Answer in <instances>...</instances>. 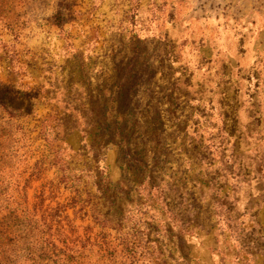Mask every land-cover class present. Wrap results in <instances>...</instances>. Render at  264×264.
<instances>
[{
	"label": "rangeland",
	"instance_id": "rangeland-1",
	"mask_svg": "<svg viewBox=\"0 0 264 264\" xmlns=\"http://www.w3.org/2000/svg\"><path fill=\"white\" fill-rule=\"evenodd\" d=\"M0 264H264V0H0Z\"/></svg>",
	"mask_w": 264,
	"mask_h": 264
},
{
	"label": "trees",
	"instance_id": "trees-1",
	"mask_svg": "<svg viewBox=\"0 0 264 264\" xmlns=\"http://www.w3.org/2000/svg\"><path fill=\"white\" fill-rule=\"evenodd\" d=\"M127 75H128V72H125V73H123L121 76H120V81H121V83L120 84H123L124 82V79L127 77ZM116 112V111H115ZM121 115V114H120ZM120 116H118V118H119ZM123 119V118H122ZM99 124V122H96V123H94V125H95V127L97 128V125ZM114 125L116 126V125H120V123L118 122V121H115V123H114ZM113 125L111 124V125H108L107 126V128H111ZM115 126H113L114 128H115ZM101 129V127H99V129L98 130H100ZM116 135V134H115ZM126 156H128L127 155V153H126ZM98 186L100 187L99 189H100V191H102L103 193H102V195H103V197L106 199V200H109L110 199V194L108 193V191H107V189L106 188H104V183L103 182H99L98 183ZM115 188H117L116 189V191L118 192L119 190H121V187H120V184H118V185H116L115 186ZM108 195V196H107ZM111 201H108L107 203L109 204V207L112 205L113 206V204L112 203H110ZM111 204V205H110ZM96 222L98 223V224H107V223H109L110 221H113V220H111L110 218H109V213H107L106 215H102L101 213H100V210L99 209H96ZM117 215V214H116ZM115 217H117V216H115ZM119 221H123V220H121V218H119Z\"/></svg>",
	"mask_w": 264,
	"mask_h": 264
}]
</instances>
